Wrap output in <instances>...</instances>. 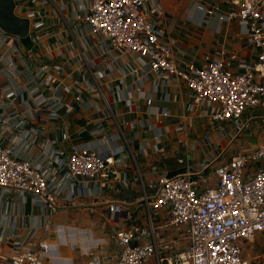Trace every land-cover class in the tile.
Masks as SVG:
<instances>
[{
  "label": "built area",
  "instance_id": "2783aa9c",
  "mask_svg": "<svg viewBox=\"0 0 264 264\" xmlns=\"http://www.w3.org/2000/svg\"><path fill=\"white\" fill-rule=\"evenodd\" d=\"M226 1L227 10L212 5L205 12L239 21L255 52L252 61L223 49L197 61L174 48L159 0L15 5L16 14L29 20L32 45L25 47L18 34L0 26V200L17 207L0 214V226L9 217L11 228L0 233V264H73L69 255L66 263L54 262L51 252L66 240L67 222L78 225L85 217L99 221L98 243L112 240L115 246L103 259L93 254L89 264H254L264 258V246L246 250L264 235V139L223 160L221 153L203 159L196 169L157 172L149 181L132 148L139 127L154 137L169 131L163 122L170 114L169 84H179L187 108H203L209 119V129L190 148L220 145L226 133L230 144L254 120H264V0ZM120 107L143 115L124 118ZM71 115L86 118L89 127L82 130L98 136L95 144L66 149L30 124ZM61 128V138H68L64 122ZM185 128L180 121L173 129L181 143L188 139ZM131 185L141 190L134 200L102 192ZM27 201L34 211H25Z\"/></svg>",
  "mask_w": 264,
  "mask_h": 264
},
{
  "label": "crops",
  "instance_id": "0c3cea01",
  "mask_svg": "<svg viewBox=\"0 0 264 264\" xmlns=\"http://www.w3.org/2000/svg\"><path fill=\"white\" fill-rule=\"evenodd\" d=\"M160 7L166 14L165 32L168 39H171L173 47H181L187 51V56H193L197 61L204 59L205 55H217L220 50H224L223 54L226 55L231 50L237 51L240 55L244 56L248 61H252L255 58V52L253 46L248 42L244 27L238 20L232 19L228 21H219L217 12L207 14L205 12L206 7L216 6L219 11L227 10L231 7V4L226 0H159ZM42 43H49L46 38L42 39ZM42 43L38 44L42 48ZM66 53H72L71 47H64ZM0 65L3 62L0 60ZM104 87L107 89L106 85ZM148 88V86H147ZM182 87L178 84H169L167 90L171 95V101L169 102L170 114L164 118L163 122L168 123L169 131L159 137H154L152 131L146 127H139V136L132 141V148L138 152V162L143 169L146 180L149 181L156 175L157 172L170 171L172 169L187 166L191 169H196L199 166L200 161L203 159L211 158L221 153L220 160L225 159L231 152L237 151L243 148H251L257 145L264 139V120H254L252 127L248 128L241 136H237L229 144L228 133L220 135L221 144L217 145L212 142H202L196 148H190L189 142L197 137L202 138L203 134L209 129V119L205 109L197 108L190 111L186 106L187 97L180 91ZM159 95L155 94V102L158 101ZM141 103H144V99H140ZM159 103V102H157ZM19 111H24V105H16ZM13 107L6 108L10 111ZM120 115L124 118H132L143 115L142 110L133 112L127 111L124 107H120ZM186 122V128L183 136L188 138L185 143L179 142V135L173 131L174 126L180 122ZM61 122H64L68 128V138H61ZM61 122H47V121H30L31 125H36L42 128V133L45 136L51 138H57L56 144L60 147L71 149L75 145H81L86 143L95 144L98 140V136H93L87 129L82 130V127L88 128L89 125L86 122V118H82L78 115L64 116ZM106 123L110 125V128L114 129V124L111 120H106ZM229 125V124H228ZM131 132V131H130ZM216 133L213 132L210 137L211 140L216 138ZM7 141V136H5ZM154 144L157 147L160 145L167 152H159L154 148ZM229 144V145H228ZM145 145L146 153H140V146ZM172 149L171 147H173ZM149 146V147H148ZM32 152H36L33 150ZM220 155V154H219ZM186 156V159H185ZM128 173H131V169H127ZM207 170H205V173ZM212 166L207 173L212 174ZM102 192L110 196H116L118 198H125L127 200H134L139 197L141 190L136 185H131L130 188H120L115 190H108L102 188ZM5 194V193H2ZM91 198V197H89ZM89 200V199H88ZM8 201L0 200V214L6 212L13 213L16 211V205H8ZM34 211V207L26 202L25 211ZM58 219V217H56ZM89 219L93 222L90 225L96 226V237H90L86 242H83L80 235H84V229H79L76 221L67 222L68 228L65 229L67 238L59 248L64 249L65 253L58 254L56 249H53L51 255L53 261L56 263H66L68 261L67 255L76 256L73 264H89V259L93 254L99 253L102 259L113 253L114 243L112 240L103 241L99 239L101 233V226L99 221L95 218H83ZM4 217L0 215V225ZM9 217L5 219L6 227L0 226V233L5 235L11 231L8 225ZM92 232V231H91ZM94 238L93 240L91 239ZM81 239V240H80ZM255 241V239H254ZM254 241L252 242L254 244ZM82 248L84 252L78 254L74 248ZM100 250V251H99ZM76 253V254H75ZM78 254V255H77ZM66 257L64 258V256Z\"/></svg>",
  "mask_w": 264,
  "mask_h": 264
},
{
  "label": "water",
  "instance_id": "95a60500",
  "mask_svg": "<svg viewBox=\"0 0 264 264\" xmlns=\"http://www.w3.org/2000/svg\"><path fill=\"white\" fill-rule=\"evenodd\" d=\"M20 1L22 0H0V26L10 33L18 34L23 45L30 47L32 42L29 35V20L14 11L15 5ZM184 171L185 166H182L168 171L167 175L172 176Z\"/></svg>",
  "mask_w": 264,
  "mask_h": 264
},
{
  "label": "rangeland",
  "instance_id": "374dc122",
  "mask_svg": "<svg viewBox=\"0 0 264 264\" xmlns=\"http://www.w3.org/2000/svg\"><path fill=\"white\" fill-rule=\"evenodd\" d=\"M185 159H186V156H185ZM79 224L77 225L78 227H79V229H84V231H83V234L84 235H80V237H81V239H82V241L83 242H86L87 241V239L90 237V235L92 236V237H96V232H97V228H96V226H94V225H90V223L91 224H93V222L91 221V220H89V219H84V220H80L79 222H78ZM70 224H72V223H70ZM69 224V225H70ZM92 231V232H91ZM49 236L53 239L54 237V235L53 234H50L49 233ZM80 239V240H81ZM260 246H264V235H257L256 237H255V241H254V244L252 243V242H249V243H247L246 244V250L248 251V250H252V249H257V248H259ZM56 250H57V253L58 254H62V253H65V251H64V249H62L61 250V248H58V247H56L55 248ZM62 252V253H61ZM66 257V255L64 256V258ZM69 258H71V256H69ZM72 259L73 260H75L76 259V257L73 255L72 256ZM260 259H262V260H260V261H256L254 264H264V258L263 257H260Z\"/></svg>",
  "mask_w": 264,
  "mask_h": 264
}]
</instances>
